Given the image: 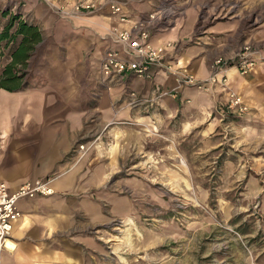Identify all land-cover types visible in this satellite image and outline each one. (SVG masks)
Listing matches in <instances>:
<instances>
[{
	"label": "crops",
	"instance_id": "1",
	"mask_svg": "<svg viewBox=\"0 0 264 264\" xmlns=\"http://www.w3.org/2000/svg\"><path fill=\"white\" fill-rule=\"evenodd\" d=\"M51 1L72 7L78 0ZM95 1L105 8V14L97 16L99 26L80 17L59 19L45 0H0L20 7L42 30L40 44L48 43L30 85L17 91L0 89V182L16 191L29 181L52 176L56 190L54 195L20 201L23 217L15 222L7 247L0 248V264H118L104 251L109 240L119 237L121 220L122 239L128 242L134 227H145L144 249L183 236L185 230L175 221L158 233L144 225L150 201L163 209L170 202L151 182L158 178L182 190L192 175L200 194L207 195L197 163L201 155L226 145L221 120L230 113L231 90L254 110L247 115L233 111L238 115L233 121L236 144L248 153L264 142V120L255 122L264 112V56L255 58L259 63L245 74L229 66V86L218 84L214 91L179 87L178 77L167 70H158L149 80L132 74L110 89L101 81L100 63L116 43L96 33L131 29L143 16L136 1L134 7L119 0ZM114 5L121 7L119 13L112 14ZM190 12L185 25L171 30L163 26L151 40L156 46L173 43L167 61L205 79L213 58L237 55L227 42L238 25L212 22L198 32L196 10ZM257 29H244L245 38L264 36V19ZM97 90L101 99L95 104ZM228 155L226 159H236ZM228 163L222 167L225 177L249 174L247 164ZM257 185L256 178L249 177L247 186ZM118 245L120 249L122 243ZM122 260L119 264H126Z\"/></svg>",
	"mask_w": 264,
	"mask_h": 264
},
{
	"label": "rangeland",
	"instance_id": "2",
	"mask_svg": "<svg viewBox=\"0 0 264 264\" xmlns=\"http://www.w3.org/2000/svg\"><path fill=\"white\" fill-rule=\"evenodd\" d=\"M49 1L47 3L51 4L59 19L80 17L94 26L101 25L96 20H98V15H103L105 8L95 0H78L76 5L72 7ZM119 1L126 2L132 7H134L133 2L136 1V5L142 11L139 16L147 17L151 13L155 14L157 19L151 27L153 34L163 26H168V29L171 30L176 25H185L189 16L193 14L190 10H196L195 14L198 17L195 31L198 32L204 31L212 22L213 24L215 22L237 24L238 28L234 32V36L227 42V46L230 45L237 50V55L235 57L219 55L215 58L223 57L227 62L238 64L248 45L251 46L253 58L258 59L259 56L260 58L264 56V36L260 38L254 36L247 40L244 31V29H250L254 30L253 32H258L257 27L263 22L264 5L259 4L258 6V0ZM54 4L67 7L75 13L64 16ZM82 4L91 6L90 8H82L80 11L75 10L78 5ZM18 5L22 6L23 4L19 2ZM4 10L9 11L10 14L4 15L2 13ZM19 10L20 7H14V4L8 2L0 4V31L10 15L18 13ZM26 18L29 20L28 16ZM113 30L110 28L106 33L96 34L101 35L103 39H112L115 44ZM47 46L48 43L45 41L37 47L30 61L29 72L31 74L35 73L36 67L41 63L40 60L46 54ZM8 57L7 53L3 55L0 53V63L7 60ZM101 81L110 89L117 84L107 85L102 72ZM100 96L101 93L98 90L93 93L92 98H94L95 104L101 99ZM229 112L221 120L226 145L215 149L207 156L201 155L202 159L200 157V163H197V167L201 166L200 180L207 181V195L200 194L197 189V179L192 175H190L189 180H185L182 190L173 184L164 183L158 178H153L151 182L160 192L167 195L166 198L170 202L167 209H163L161 204L154 200L150 201L148 208L151 211L148 216L144 217V225L158 233L157 230L165 223L175 221L185 230L183 236L180 238L170 237L162 243L147 246L144 249V243L141 239L146 231L145 227L140 226V224L134 227L130 234L131 240L128 242L122 239L124 236L121 231L124 226L122 220L117 221L120 226H123L117 233L119 237L107 242L104 251L106 257L112 261H115L116 257L118 264L121 263L122 259L126 264H264V142L258 143L256 150L244 152L243 147L235 142L237 131L233 121L237 120L238 115H235L236 113L231 110ZM249 112H254L250 106L249 111L242 115H247ZM263 120L264 112H261L260 117L255 122L260 124ZM170 143L174 145L172 149L177 150L174 141L170 140ZM228 154L234 155L236 159H226L229 157ZM202 160L207 161L203 162ZM233 160L240 161L244 166L247 164L250 168L249 174L244 177L238 175L225 177L222 173V167ZM127 170H129L128 167ZM178 171L182 173L180 169ZM251 176L258 181L257 189L247 186ZM230 183L232 185L228 186ZM126 190L133 195L130 188ZM191 224L194 225V228L191 227ZM117 242L122 243L120 249H118Z\"/></svg>",
	"mask_w": 264,
	"mask_h": 264
},
{
	"label": "built area",
	"instance_id": "3",
	"mask_svg": "<svg viewBox=\"0 0 264 264\" xmlns=\"http://www.w3.org/2000/svg\"><path fill=\"white\" fill-rule=\"evenodd\" d=\"M45 1L50 2L49 0ZM54 5L64 16L75 13L67 7ZM90 6L87 4L78 5L75 10L80 11L85 7L90 8ZM120 11L119 5L112 7L113 14ZM156 19L157 16L151 13L147 17L135 21L131 29L115 28L113 30L116 45L106 49L100 63L102 76L107 85L121 82L132 74L147 80L153 79L158 70H167L178 77L179 87L191 85L206 91H214L218 84L224 87L229 86V78L226 73L229 66L235 65L242 74H245L257 65V61L251 56V46L248 45L238 64L227 62L223 57H217L211 62L209 77L198 78L182 64L176 66L167 61L169 47L173 43L168 42L162 46L153 44L151 27ZM230 94L228 110L246 114L249 111V106L244 102L242 95L234 90H231ZM80 147L83 150L86 148L85 145ZM54 182L55 177L52 176L39 178L23 184L16 191H11L8 183L0 182V248L7 247L6 244L14 232L15 222L23 217L19 206L20 201L27 197L54 195L56 192L53 186Z\"/></svg>",
	"mask_w": 264,
	"mask_h": 264
},
{
	"label": "trees",
	"instance_id": "4",
	"mask_svg": "<svg viewBox=\"0 0 264 264\" xmlns=\"http://www.w3.org/2000/svg\"><path fill=\"white\" fill-rule=\"evenodd\" d=\"M2 13L10 14L7 10ZM24 16L21 11L12 13L0 31V53L10 57L0 63V89L17 91L31 82L30 61L44 36L40 27Z\"/></svg>",
	"mask_w": 264,
	"mask_h": 264
},
{
	"label": "bare ground",
	"instance_id": "5",
	"mask_svg": "<svg viewBox=\"0 0 264 264\" xmlns=\"http://www.w3.org/2000/svg\"><path fill=\"white\" fill-rule=\"evenodd\" d=\"M14 246V245H13Z\"/></svg>",
	"mask_w": 264,
	"mask_h": 264
}]
</instances>
